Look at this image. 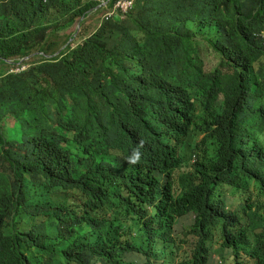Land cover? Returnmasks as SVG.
Wrapping results in <instances>:
<instances>
[{"label":"clouds","instance_id":"obj_1","mask_svg":"<svg viewBox=\"0 0 264 264\" xmlns=\"http://www.w3.org/2000/svg\"><path fill=\"white\" fill-rule=\"evenodd\" d=\"M258 209L264 0H0V264H237Z\"/></svg>","mask_w":264,"mask_h":264},{"label":"trees","instance_id":"obj_2","mask_svg":"<svg viewBox=\"0 0 264 264\" xmlns=\"http://www.w3.org/2000/svg\"><path fill=\"white\" fill-rule=\"evenodd\" d=\"M222 235L225 244L239 258L237 264H264V211L258 209L245 218H237L222 229ZM253 239H256L255 244H252ZM205 252L198 257V264H208V248Z\"/></svg>","mask_w":264,"mask_h":264},{"label":"rangeland","instance_id":"obj_3","mask_svg":"<svg viewBox=\"0 0 264 264\" xmlns=\"http://www.w3.org/2000/svg\"><path fill=\"white\" fill-rule=\"evenodd\" d=\"M187 220L185 218H182L178 220L179 225H183ZM184 228H190L189 224L184 225ZM185 237L182 235L178 237V243L181 246V250L186 249L185 244H181V239H184ZM213 239H214V244L212 245L211 249L213 250V264H234L233 260L231 259L230 255L228 252H219L218 249L220 248L222 244V238H221V233L220 230L216 229L214 230L213 233ZM188 249V248H187Z\"/></svg>","mask_w":264,"mask_h":264}]
</instances>
